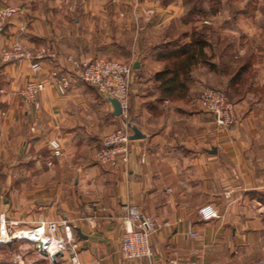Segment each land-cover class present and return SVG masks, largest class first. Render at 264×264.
<instances>
[{"label":"crops","instance_id":"0c3cea01","mask_svg":"<svg viewBox=\"0 0 264 264\" xmlns=\"http://www.w3.org/2000/svg\"><path fill=\"white\" fill-rule=\"evenodd\" d=\"M9 6L20 10L0 31V47L44 45L60 57L120 60L132 72L123 116L76 79L60 93L50 63L33 72L26 62L0 60V264H264V37L253 31L264 26L263 2L235 18L243 45L231 34L222 52L205 48L218 72L197 62L172 92L155 77L169 62L166 43L179 34L172 26L213 29L221 25L215 14L187 19L182 0H0ZM217 76L235 105L225 128L197 101L201 90L216 89ZM30 80L45 82L37 107L19 93ZM124 123L143 137L130 139L116 167L99 164L95 151ZM124 204L159 224L149 257L120 254ZM49 222L58 225L51 234ZM39 247L61 254L52 259Z\"/></svg>","mask_w":264,"mask_h":264},{"label":"built area","instance_id":"2783aa9c","mask_svg":"<svg viewBox=\"0 0 264 264\" xmlns=\"http://www.w3.org/2000/svg\"><path fill=\"white\" fill-rule=\"evenodd\" d=\"M19 10L18 7L14 6L0 8V31L4 29L8 20ZM0 60L5 63L26 62L33 72L42 71L44 63H50L52 68L49 73L60 93H65L70 81L76 79L95 87L100 94L106 97L117 99L121 107V115L125 116L126 114L132 72L129 63L107 60L102 57H75L70 54L60 57L52 48L44 45L30 47L20 41H13L7 46L0 47ZM44 88V81L30 80L25 83L19 93L25 102L37 107V95ZM197 101L206 112L213 115L217 126L225 128L234 122L236 117L235 105L222 92L213 88H205L198 93ZM129 135L130 129L127 123L106 134L101 146L95 151L96 161L110 167H116L119 159L125 161L128 154ZM48 145L54 155L60 154V145L57 140H50ZM86 206L93 210L96 208V203L88 200ZM120 213L123 223L127 224L120 239V254L125 259L149 257L151 250L148 237L159 226L156 218L141 214L139 209L132 204L122 205ZM63 226L66 232L72 229L71 226L65 223H63ZM57 227V223L49 222L46 225V230L51 234L56 231ZM188 234L191 237L197 236V233L192 231H189ZM67 235L68 241L71 237L69 233ZM45 245L40 243V246L46 249ZM65 246V242L59 243V249H64ZM42 248H38L39 252L49 257L51 253L45 252V249ZM71 258L75 261L74 255ZM171 262L176 263L175 260H171Z\"/></svg>","mask_w":264,"mask_h":264},{"label":"trees","instance_id":"16d2710c","mask_svg":"<svg viewBox=\"0 0 264 264\" xmlns=\"http://www.w3.org/2000/svg\"><path fill=\"white\" fill-rule=\"evenodd\" d=\"M189 1V0H187ZM190 8L188 11L187 19H191V15L194 17H204L208 15H213L217 13L216 3L219 1L215 0H190ZM253 4L252 6H250ZM247 7L246 10L254 8L257 3L252 0H246ZM236 13H240V9H236ZM187 19L185 20L186 22ZM191 31L188 33L190 41L185 43L182 41V37L187 36L188 32L182 31L179 32L178 36L170 40L165 45V49L168 51L169 62L164 67V69L155 74V77L161 79L166 86L162 85L163 90L167 92H172L179 87V84H182L183 79L188 76V73L191 69V66L195 63H204L209 66L211 70L215 72L219 71V68L216 64L210 63L211 58L208 57L205 48L210 44L208 42L207 34L211 31V27L202 26L200 28L191 27ZM172 38V37H171ZM225 67H221V72H225ZM238 71V70H237ZM221 73V75L223 74ZM236 75V74H235ZM233 75V77L235 76ZM238 75V74H237Z\"/></svg>","mask_w":264,"mask_h":264},{"label":"rangeland","instance_id":"374dc122","mask_svg":"<svg viewBox=\"0 0 264 264\" xmlns=\"http://www.w3.org/2000/svg\"><path fill=\"white\" fill-rule=\"evenodd\" d=\"M69 1H79V0H69ZM182 1H184L185 4H192V1H190V0L189 1L182 0ZM215 1H219V3H216L217 13L214 15V17L216 19V25H218V24H221V25L215 26L213 29L211 28V31L207 34V38L209 39V41L211 43V50L217 54L219 52H222V50H224L225 45H227L226 42L230 41L229 39L237 40L236 44L243 45V43H245V41H243V38L241 37V33H242L241 28H239V26L237 25V23L235 21V18H238L240 13H236V14H234V13L236 12V9H240V12L244 11V9L247 7V5H246V0H215ZM252 1L256 2V3L263 2V5H264V0H252ZM252 5L253 4H251L250 6H252ZM191 27L192 26H189V25L185 26V27L177 26V25L172 26V28L174 29V31H173L174 35L173 36H176V33L186 31V30L188 31V32H186L188 34L192 29ZM224 29H226V31H224ZM229 31H234V33H231ZM253 31H254V34H259V35L263 34V36H261V37H264V26L258 27L257 25H253ZM169 34H171V33H169ZM231 34L232 35L235 34L236 35L235 38H233V36L232 37L228 36ZM171 37L172 36H170V38ZM227 37H229V39ZM247 43H250V42L248 41ZM251 44H256V42H251ZM90 57H98V56H90ZM102 58H104V57H102ZM104 59L110 60V58H104ZM216 61L217 62L220 61V63L222 64L223 58H220V57L217 58L216 57ZM220 80H221V78L219 76H217V78L215 80L216 90L222 92L223 94H225L229 98V96L225 92V90H223V88L220 87L221 86L219 83ZM213 89H215V88H213ZM127 125L129 127L128 123H127ZM129 129H130V127H129ZM131 133L132 132L130 129V134ZM129 140H130V138H129Z\"/></svg>","mask_w":264,"mask_h":264},{"label":"water","instance_id":"95a60500","mask_svg":"<svg viewBox=\"0 0 264 264\" xmlns=\"http://www.w3.org/2000/svg\"><path fill=\"white\" fill-rule=\"evenodd\" d=\"M134 67H136V65H134ZM108 100L109 102L111 103L112 105V108H113V114L114 115H121L122 111H121V107L119 105V102L117 99L115 98H112V97H108ZM129 127L131 129V134L129 136L130 139H137V138H141L143 137V134H141V132L137 129V127H135L134 125L132 124H129ZM77 231V234L79 236H81V233H80V230L79 229H76ZM40 245V243H39ZM61 254V252H56L54 254L51 255V258L54 259L57 255Z\"/></svg>","mask_w":264,"mask_h":264}]
</instances>
